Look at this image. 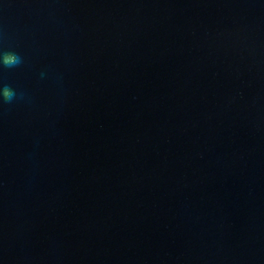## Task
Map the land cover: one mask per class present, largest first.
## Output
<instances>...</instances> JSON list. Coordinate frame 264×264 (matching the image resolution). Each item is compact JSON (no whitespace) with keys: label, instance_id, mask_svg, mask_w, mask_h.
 I'll list each match as a JSON object with an SVG mask.
<instances>
[{"label":"water","instance_id":"obj_1","mask_svg":"<svg viewBox=\"0 0 264 264\" xmlns=\"http://www.w3.org/2000/svg\"><path fill=\"white\" fill-rule=\"evenodd\" d=\"M0 264H264V0H0Z\"/></svg>","mask_w":264,"mask_h":264},{"label":"clouds","instance_id":"obj_2","mask_svg":"<svg viewBox=\"0 0 264 264\" xmlns=\"http://www.w3.org/2000/svg\"><path fill=\"white\" fill-rule=\"evenodd\" d=\"M21 63L22 58L15 52H5L0 55V64L6 68L18 67ZM0 95H2L6 103H11L17 94L11 87L4 86L3 89L0 90Z\"/></svg>","mask_w":264,"mask_h":264}]
</instances>
